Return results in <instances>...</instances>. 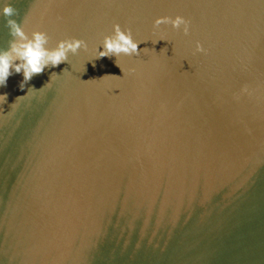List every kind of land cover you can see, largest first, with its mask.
<instances>
[{
    "label": "water",
    "instance_id": "1",
    "mask_svg": "<svg viewBox=\"0 0 264 264\" xmlns=\"http://www.w3.org/2000/svg\"><path fill=\"white\" fill-rule=\"evenodd\" d=\"M7 2L87 49L0 86V264H264V0Z\"/></svg>",
    "mask_w": 264,
    "mask_h": 264
},
{
    "label": "clouds",
    "instance_id": "2",
    "mask_svg": "<svg viewBox=\"0 0 264 264\" xmlns=\"http://www.w3.org/2000/svg\"><path fill=\"white\" fill-rule=\"evenodd\" d=\"M17 14L18 10L5 0L3 6L0 7V15L5 17L6 27L12 39L9 41L8 49L0 51V86H6L7 78L15 72L23 74V81L19 85L23 89L24 84L30 81L35 74L42 73L45 67H56L67 61L68 53L76 54L78 49H87V43L84 40L75 38L60 40L55 48L47 49L44 47L48 42L46 33L32 31L29 37L22 25H18L15 20L9 18ZM161 24H170L173 29L182 30L184 35L189 33L190 22L179 15L174 18L157 17L153 21V28L158 29ZM112 32L111 36H104L103 51H97L96 58L118 56L121 53L125 55L139 54L138 43L132 39L130 30L122 31L120 25L114 23ZM195 52H206L199 41L195 44ZM121 71L123 72L122 69ZM242 91H246V89H242ZM6 101L7 94L0 95V104H4Z\"/></svg>",
    "mask_w": 264,
    "mask_h": 264
}]
</instances>
